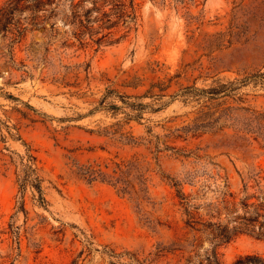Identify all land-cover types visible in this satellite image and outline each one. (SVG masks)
<instances>
[{
  "label": "rangeland",
  "instance_id": "374dc122",
  "mask_svg": "<svg viewBox=\"0 0 264 264\" xmlns=\"http://www.w3.org/2000/svg\"><path fill=\"white\" fill-rule=\"evenodd\" d=\"M135 3L136 22L108 43L62 46L74 39L57 20L14 46L24 68L0 60V264L264 261V0ZM7 43L0 34V55ZM26 147L44 207L30 188L20 205ZM112 162L136 164L130 194L75 174Z\"/></svg>",
  "mask_w": 264,
  "mask_h": 264
},
{
  "label": "trees",
  "instance_id": "16d2710c",
  "mask_svg": "<svg viewBox=\"0 0 264 264\" xmlns=\"http://www.w3.org/2000/svg\"><path fill=\"white\" fill-rule=\"evenodd\" d=\"M176 1L183 3L184 0ZM136 18L135 0H8L0 8V34L4 40L8 41L5 53L0 55V60H3L2 67L9 71L16 68H24L25 65L20 64L18 66L15 63L14 46L19 45L25 39L28 32L44 29L47 24L49 25V29L54 31L57 20H60L63 25L67 26L70 31L69 36L74 39V42L70 44H67L65 41L61 45L73 46L77 43V46L81 48L86 47L90 42L98 46L102 42L108 43L104 40L113 33V30L120 26L127 28V24L130 22L134 24ZM241 83L243 84L245 81H241ZM231 86L232 83H227L218 88L207 91L201 90L200 92L216 96L220 92H232ZM8 98L19 101L17 98L11 96ZM25 107L30 110L32 109L27 104H25ZM15 111L22 118L27 116L21 110L15 108ZM4 126L9 129L7 125L4 124ZM199 127L197 124H194L190 130L194 132ZM12 128L18 132V123L12 125ZM16 135L18 140H21L18 133ZM26 148V155L21 158V170L17 174L19 191L21 193L20 205L23 207V193L27 188H30L34 193L35 201L44 207L47 202L42 188L43 180L39 176L35 166V157L30 154V149ZM134 170H137V167L133 162L97 163L77 166L75 174L88 184L96 181L106 183L116 188L119 193L125 195L130 194V190L133 189L129 178ZM138 180L141 186L145 184V179H143L141 174L138 176ZM255 183L258 197L264 201V186L260 185V179H255ZM171 186L176 188L177 196L181 200L180 205L184 208V212L188 217L186 224L192 227L194 221H192L193 217L188 211V208L192 207L189 200L184 196L182 189L179 188V183L174 182ZM247 189L248 186L245 184L244 190ZM140 191H143V189H140ZM262 209L264 210V206ZM255 214L256 217L261 216L264 218V214L260 215L257 211ZM258 237L264 238V232L259 234ZM230 238V235L225 234L222 240L226 242ZM129 256V263L117 261L116 264H157L158 262L157 254L155 257L144 259H139L136 254H130ZM260 264H264V261Z\"/></svg>",
  "mask_w": 264,
  "mask_h": 264
}]
</instances>
